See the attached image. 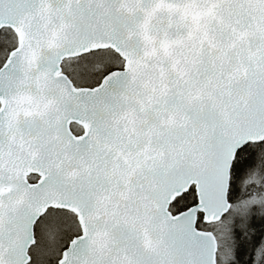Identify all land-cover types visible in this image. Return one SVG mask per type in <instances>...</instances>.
<instances>
[{"label":"snow or ice","instance_id":"snow-or-ice-1","mask_svg":"<svg viewBox=\"0 0 264 264\" xmlns=\"http://www.w3.org/2000/svg\"><path fill=\"white\" fill-rule=\"evenodd\" d=\"M0 264H264V0H0Z\"/></svg>","mask_w":264,"mask_h":264}]
</instances>
